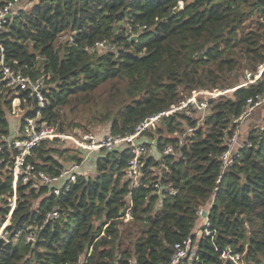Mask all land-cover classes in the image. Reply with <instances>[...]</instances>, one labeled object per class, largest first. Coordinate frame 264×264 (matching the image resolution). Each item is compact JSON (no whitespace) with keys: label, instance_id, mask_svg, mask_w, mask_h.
Masks as SVG:
<instances>
[{"label":"trees","instance_id":"trees-1","mask_svg":"<svg viewBox=\"0 0 264 264\" xmlns=\"http://www.w3.org/2000/svg\"><path fill=\"white\" fill-rule=\"evenodd\" d=\"M12 1L0 0V8ZM32 4L8 19L0 44L8 65L32 79L45 75L47 104L39 122L58 133L82 127L69 114L85 112L92 114L90 120L109 121L110 135L127 137L196 91L236 89L205 99L206 111L190 103L164 115L137 137L148 148L144 182L160 180L175 195L134 185L127 172L130 142L98 151L94 159V153L86 157L78 149L65 163L57 156L68 149L61 150L58 138L43 140L29 156L39 170L57 175L89 159L96 174L80 171L61 195L20 179L7 226L11 241L0 252V264H169L175 244L188 239L193 249L185 264H237L224 258L229 248L246 264H264V121L229 167L221 158L248 99L264 92V71L252 82L246 79L264 65V0ZM135 35L138 39L132 40ZM16 98L25 110L24 125L37 116L38 104L28 91L7 86L0 72L2 144L11 135L9 116ZM147 134L156 139L160 158L149 154ZM169 145L173 153H165ZM17 153L7 148L0 153V228L14 194ZM55 209L59 218L46 220ZM204 209L209 235L195 232ZM20 230L34 232L36 241L15 238Z\"/></svg>","mask_w":264,"mask_h":264},{"label":"built area","instance_id":"built-area-1","mask_svg":"<svg viewBox=\"0 0 264 264\" xmlns=\"http://www.w3.org/2000/svg\"><path fill=\"white\" fill-rule=\"evenodd\" d=\"M21 0H13L8 4L0 8V31L3 30L8 19L13 14L14 7ZM183 4L182 2L180 3ZM100 47H107L104 43L99 44ZM264 71V65L259 68V75L255 78H259L262 72ZM0 72L2 73L3 80L6 85L19 91H28L31 98H33L39 107L37 116L34 118H27L24 125H21V128L18 132L16 138L11 139L9 137H4L5 144L0 143V153L4 149H16L18 153L13 157L14 167L13 172L16 176L13 182L14 194L17 195V185L21 179L24 184L33 181L39 185H45L52 187L51 193L55 195H61V193L70 190L71 186L77 181L78 175L80 174L81 165L72 164L63 170L57 175H51L47 172L39 170L37 166L29 161V156L32 154L33 150L45 139H54L57 137V134L54 132V128L47 125L45 122H39L41 117V109L46 107L47 98L44 93L45 87V75L38 77L37 79H32L30 76L24 75L21 70L15 69L8 65L4 60V49L0 44ZM250 76V75H249ZM18 101L17 107L21 109V99L16 98ZM195 103L200 110L206 111L208 108V102L202 101L198 103L196 98H189L187 102L182 103L180 106H174L171 110L167 112L160 113L154 117H151L143 124H141L134 135H129L127 137L121 136H112L107 135L104 138H97L95 135L90 133L83 134L77 140L74 136L71 139L76 143L79 149H82L87 152L88 157L94 152L101 150H112L116 146L123 144L124 142H130V153L131 158L128 162V177L133 180L135 186H151L152 188H157L158 193L160 194H169L175 195L177 191L172 188L170 185L163 186L159 181H150L149 183L144 182V173L143 166L145 165V156L148 152V148L144 143L137 142L136 139L139 134L146 130L149 127H155L156 122L164 115H169L174 111L185 108L188 104ZM264 105V92L262 94L256 95L254 98H250L247 101V107L240 117H238L235 122L239 125L252 113L253 110ZM14 110V106H13ZM189 131H192L190 129ZM61 135V134H60ZM247 141L241 142L239 140L238 129L235 131L233 136L227 142V149L222 155V161L224 168L229 167L233 163L234 157L238 154L240 148L246 145ZM174 148L168 146L165 150V153H173ZM3 158L0 156V164L3 162ZM15 205H9V213L6 217V221L3 223L0 228V238L5 239V244L11 241L10 233L7 230V226L11 223L12 213L16 207ZM60 216L59 209H55L49 212L46 216V220L49 219H58ZM126 219H131V214L126 210ZM209 223L208 219L204 218V223L199 230L200 234L209 235L208 230ZM25 237L27 242L33 243L36 241L37 235L30 231L25 232L20 230L16 233L15 238L21 236ZM192 242L190 239L183 241L182 243L175 244V253L172 257V260L169 264H185V261L192 254ZM234 260L237 264H246L241 261L242 255L239 253L233 252L231 248L228 249L227 253L224 254V258L229 257Z\"/></svg>","mask_w":264,"mask_h":264},{"label":"rangeland","instance_id":"rangeland-1","mask_svg":"<svg viewBox=\"0 0 264 264\" xmlns=\"http://www.w3.org/2000/svg\"><path fill=\"white\" fill-rule=\"evenodd\" d=\"M32 6H33V4H17L13 9L12 17L17 15L22 10L25 11V10L30 9ZM61 39L64 40L65 37H63ZM105 47H100V48H105ZM258 75H259V71H258L256 76H258ZM246 79L250 80L251 82L253 81L249 75L247 76ZM241 81H244V79ZM235 89H236V87L231 88V89H226V90L215 89L212 91H210V90L196 91L193 93L191 98H196L198 103H200L202 100H205V99H208L211 97H218L219 95H222V94L230 95V94H232V92ZM17 104H18V101L14 100L13 101L14 110H12V113L9 116L10 120L13 122L17 121V119L19 117H21L23 115V113L25 112V110H20L17 107ZM69 116H70V118H73V121L81 122L82 127L75 126L72 130H70L69 132H66V133H58L57 130L54 129V132L57 134V137H55V138H58L57 145L61 148V150L68 149V153L57 156L62 162H65V163H69L70 162L69 158L75 152H79L78 146L71 139L72 136H74V138L77 140L78 138H80L85 133L93 134L97 138H104L105 136L110 134V122L109 121L102 122V121H96V119L90 120V117L92 116V114H87L85 112H82L81 114H79V113L74 114L73 113V114H69ZM84 127L88 128V130H86ZM10 130H12V127H10ZM174 136H177V135H174ZM152 138L153 137L149 136L148 134L144 138V139L149 140V142H151L150 146H149V154L153 155L155 152H157V155H154V156L156 158H159L160 157L158 154L159 150H158L157 146L155 145L156 139L153 140ZM54 139H52V140H54ZM98 153L99 152H94L92 158L93 159L96 158ZM84 174H86V176H93V177L96 174L95 165L90 163L88 160H87V163L85 165V173ZM14 178L16 179L15 175H14ZM17 199H18V195L9 197L8 198L9 205H12V206L15 205V201H17ZM16 205H17V202H16ZM202 225H203V218L201 217L199 219L196 227H195V232H199Z\"/></svg>","mask_w":264,"mask_h":264},{"label":"crops","instance_id":"crops-1","mask_svg":"<svg viewBox=\"0 0 264 264\" xmlns=\"http://www.w3.org/2000/svg\"><path fill=\"white\" fill-rule=\"evenodd\" d=\"M18 4H32V0H21ZM263 121H264V105L253 110L252 113L238 126L239 140L241 142L247 141L250 133L254 131L256 128L261 127ZM21 125H22L21 117H19L17 121L15 122L11 121V126H10L12 127V130H10L11 139L16 138L18 136V132L21 128ZM154 155H157V152H155L153 156ZM88 161L93 164L92 160L88 159ZM86 163H87V160H85V163L83 164V166H81V169H80V171L83 174L85 173ZM203 223H204V218H203Z\"/></svg>","mask_w":264,"mask_h":264},{"label":"water","instance_id":"water-1","mask_svg":"<svg viewBox=\"0 0 264 264\" xmlns=\"http://www.w3.org/2000/svg\"><path fill=\"white\" fill-rule=\"evenodd\" d=\"M137 39H138L137 35L132 37V40H137ZM200 58H203V53L200 54ZM250 78L253 80V79H255V76L254 75H250ZM124 211H126V209ZM208 213H209L208 210L204 209L202 211V216L204 218H207L208 217ZM4 245H5V239L4 238H0V252L3 249Z\"/></svg>","mask_w":264,"mask_h":264}]
</instances>
